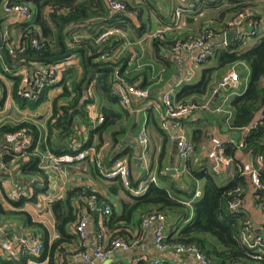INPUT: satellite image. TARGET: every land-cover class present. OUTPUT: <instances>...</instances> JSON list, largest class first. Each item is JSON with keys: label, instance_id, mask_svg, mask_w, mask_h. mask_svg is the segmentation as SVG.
<instances>
[{"label": "trees", "instance_id": "trees-1", "mask_svg": "<svg viewBox=\"0 0 264 264\" xmlns=\"http://www.w3.org/2000/svg\"><path fill=\"white\" fill-rule=\"evenodd\" d=\"M119 1L125 5L128 13L130 12V14L132 13L136 17H140L142 10L133 7L128 0ZM258 1L264 3V0H226L215 2L214 6L219 8L216 20H223L228 15L233 16L235 13L244 10V8L256 5ZM17 2L28 3L34 8L33 16L29 21L21 24L18 23L19 27L24 31V35L31 38L40 34L39 38L41 39L42 36L45 44L39 50L30 46L22 55L15 57L8 55L7 60L2 55L0 57V72L12 79L14 83L13 94L23 108L29 107L32 110H36L47 99L49 91L57 88L60 89L52 99L53 112L47 122L46 136L40 144L39 153L42 154L49 149L53 153L60 155L72 153L76 149L84 151L90 147H94L95 155L87 156L83 162L90 161L94 167L91 169V172L96 175L97 172H100L98 161H102L104 165L106 159L102 157L99 147L91 138L97 135L101 139L100 141L103 142L102 136L110 133L114 141L112 150L118 149L119 135L122 133L123 128L114 129L113 124L115 120L113 117L116 116V112L112 106H120L122 109L123 107L119 103V99L111 93V87L114 81L115 70L120 69V74L125 78L124 71L128 63V59L123 58L121 54L110 59L101 58L110 46H117L121 43V40L118 39L120 38L119 36L111 37L105 43L98 42L97 38L102 32L112 26L121 28L126 34L129 33V28L125 24L130 22L131 18L111 11L105 0H19ZM48 8H54V11H48ZM56 9L61 10L58 12ZM1 12L2 3L0 1V29L3 34V24L6 19L1 15ZM256 16H254L253 20L257 19ZM99 18H106L109 23L108 26L102 27L101 24H93L91 22ZM123 20L125 22L119 23ZM81 23L91 26L89 31L93 36L88 39H82L79 42L74 39L75 30L72 27ZM39 28L40 33L38 34L36 30ZM165 37L162 39L154 38L155 46L165 44L163 43ZM176 42L178 40L169 44L172 46ZM240 46V43H232L225 49L218 50L216 67L208 71L206 70L205 76L199 82L185 86L176 94L175 98L178 102L194 101L198 103L197 97H203L210 92H214V88L212 90L211 87L213 71L215 72L235 63L242 62L247 64L251 69L248 86L243 93L231 100L230 105L234 115L230 124H227L226 119L223 120V124L224 126L227 124V131L230 132L233 130L243 131L245 128L256 123V127L243 138L244 147L242 150L250 152L254 157L258 154L264 156V37L249 50L241 51ZM66 53L76 55L79 58L80 66L71 65L67 67L61 80L57 84L49 86L39 100L22 99L18 96V89L22 78L21 75L16 74L18 68L22 66L33 68L35 60H38L41 64L58 61ZM22 56L26 58L18 61ZM2 61H5L3 65ZM5 65L8 66L10 71L5 70ZM91 84L94 86L96 96H99L102 100L101 111L104 115V121L95 128H92L88 107L96 101L86 96V90ZM131 84H134L133 80ZM134 85L146 88L144 83ZM189 98H193V100H187ZM260 116L263 117L259 119ZM79 123L88 128L89 138L87 140L83 138L84 132L79 133V129L81 128L78 126ZM22 129H27L34 135L35 144L38 140H41V130L34 123L22 122L16 126H1L0 161L7 167L17 166V170L21 175L26 176L25 180H27L25 182L19 181V183H29L27 190H30L31 187H36L37 185L34 181L35 178L41 176L48 180L47 174L48 172L51 173V171L44 170L41 167V155L35 151V147L27 149L22 157L17 158L5 146V135ZM159 130L164 136V140L159 157L160 167L158 177L160 181L166 182L169 181L170 177L166 171L165 160L167 158L166 148L170 136L163 129ZM193 137V142L196 146L201 140L202 130L195 129ZM242 150L237 145H227V154L235 159H237L238 151ZM134 151L130 147L122 151L120 149L117 150V154L110 164L122 157L131 158L134 155ZM236 162L237 165L234 168L233 175L225 186H219L209 170H194L188 164L193 181H204L201 195L195 200L191 199L196 194V191L193 194L186 192L185 198L180 197L184 192L182 193L181 190L176 188L178 179H176L177 181L174 179L175 182L170 183L168 187H162L156 182H150L147 191L140 196H136L123 185L120 178H116L118 181L116 187H112L111 189L126 190L130 194V200L123 203V209L120 214H117L114 210L111 217L107 220L106 229L110 239L116 236L127 238L128 236L125 234V231L120 228L124 227L123 223L134 222V218L138 214L140 215L141 224L142 219L148 214L154 211L165 212L171 213L176 217L180 216L188 222L176 237L170 235L168 241L195 245L206 257L214 261L215 264H264V244L261 247V257L256 259L255 256L258 254L257 249L249 248L242 240L243 228L248 221L246 214L242 212L239 215H235L229 209L230 203L235 198H239L243 202L245 192L252 182L250 177L245 174L246 170L243 164L238 160ZM261 177L264 181V172ZM176 178L179 177L176 176ZM47 180H45L46 184H48ZM2 187L0 182V189ZM137 187L138 183L131 181V188ZM85 193L101 198L100 193L88 187L70 185L66 190L64 199L50 204L55 217L58 237L50 241L48 234L42 236L44 252L40 257L26 251V253H20L22 256L19 259L15 257L3 259L4 264H26L29 260L36 262L47 261V264H59L58 257L63 250L68 249L67 244L73 243L78 238L75 230L73 231V226L78 219L74 201L78 195ZM257 196L259 197V202L264 203V192L260 195L257 194ZM36 199L33 197L32 201ZM26 200L27 197L22 198L20 201L8 199L10 205L15 208L13 211L7 208L4 201L0 200V220L13 216L23 226L36 230L35 233L38 234L40 228H42L41 224L33 220L29 211L22 209ZM96 216L98 217L97 214ZM72 262L76 261L68 257L64 264H72ZM130 264H151V260L149 258H141Z\"/></svg>", "mask_w": 264, "mask_h": 264}, {"label": "crops", "instance_id": "crops-1", "mask_svg": "<svg viewBox=\"0 0 264 264\" xmlns=\"http://www.w3.org/2000/svg\"><path fill=\"white\" fill-rule=\"evenodd\" d=\"M0 1L3 3L4 0ZM10 1L16 2L19 0ZM220 1L226 0H187L185 3H182L181 0H128L133 7L142 10V13L140 17H136V15H128V18H131L130 22L126 23L129 28V33L126 34V38L122 39L121 43L117 46L119 49H122L121 55L123 58L128 59L127 67L124 71L127 83H132V80L134 84L140 85L144 83L146 88L150 90L151 96L149 100H134L132 102V109L123 108V110L120 106H112L116 112V116L113 117L115 120L113 127L114 129L123 128L122 133L119 135L117 150L120 149L122 151L129 147L135 150L134 155L130 158L132 168L131 181L138 183V187L133 189H138L139 187L142 189L143 193L140 195L144 194L147 191L149 183L153 182L150 177H156V183L162 187H168L170 183H174L175 180L178 179L176 188L181 190L182 193L184 192L180 197L185 198L184 195L186 192L193 194V192L196 191V194L191 200L197 199L201 195L204 181H193L190 176L188 164L191 165L194 170H209L214 162L213 151L214 146L218 141L235 139L240 142L244 138L245 130L227 131V124L225 123V126L223 124V120L227 119V116L224 115V113L216 112L215 109L221 104L222 99L229 97L233 99L235 96L240 95L246 90L251 75V69L245 63H235L215 72L213 71L211 87L212 90L214 88V92H210L203 97H197L198 104L201 105V108L188 117L184 122H181L185 128L188 139L192 141L193 144V132L195 129L202 130V137L200 142L195 146V152L191 155L188 161H186L184 172H182L181 175H178L179 178H176V176L169 173L170 160L174 153L173 142L171 139L173 136H176L179 130V122L174 121L167 129H163L160 122L159 111L152 107L153 102H155L166 90H172L176 96V94L185 86L192 84L191 82L193 80H198L197 82H199L205 76L206 70L208 71L216 67L217 51L225 49L229 45L226 41V36H223V34L222 36L215 37L206 43V48L212 49L215 54L209 57L196 69L195 75L190 82L186 81V78L188 77L187 66L190 61V54L186 52L173 54L170 48L171 44L169 43L181 39L197 38L207 26H211L213 29L220 31L223 23L230 17V15H228L223 20H216V14L218 13L219 8L215 7L214 3ZM179 6H183L182 26L178 29L171 30L169 29V26L173 24L175 10ZM252 7L255 9L257 19L245 24L244 29L250 32L252 36L250 41L240 48L241 51L253 48L264 37V12L262 11L264 3L258 1L256 5ZM1 15L6 19L3 24L4 33L7 31L9 41L18 42L20 36L24 33L18 23L21 24L23 22L15 23V21L6 16L3 11L1 12ZM124 16L127 17L126 15ZM91 22L93 24H101L102 27H106L109 24L106 18L94 19ZM123 22L124 21H121L119 23ZM72 29L76 30L74 37L88 39L93 36L89 31L91 26L88 24H77L73 26ZM159 29L165 30L166 32V37L163 40V43L165 44L155 46V39L152 34ZM235 37L236 35L230 44L237 43ZM224 41L226 44H224ZM197 52L198 51H196V53ZM4 63L5 61H2V65ZM42 64L39 63L38 60H35L33 69L44 67ZM6 67L8 66L5 65V68ZM26 68L29 67L22 66L18 68L17 71H23ZM29 69H31V67ZM233 70L239 72L242 77L240 86L238 88L220 89V97L217 101H214L215 95L217 94L215 91L219 88V83L224 76L228 75ZM7 78L12 81L10 77L0 72V82H2L3 79L7 80ZM13 91L14 88L10 95L8 94L7 89H5L3 95L0 93V127L3 125L16 126L22 122L34 123L41 130V141L43 142L47 132V122L53 112L52 99L60 89L57 88L49 91L47 99L41 103L36 110H32L29 107L23 108L17 102ZM94 100L96 101L94 103L95 106L102 114V100L99 96H95ZM187 100H193V98ZM230 106L231 105L228 104V108L232 109ZM230 112H233V110ZM91 124L92 128L99 125H95L92 118ZM78 126L81 127L79 133L84 132L85 134L83 138L87 140L89 138L88 128L82 123H79ZM159 129H163V131L170 136L166 148L167 158L165 159L166 171L170 177L169 181L166 182L160 181L158 177V170L160 167L159 157L164 140V136ZM143 130L146 131L148 138L146 152H143L144 150L139 142V137ZM130 132H132V134H130ZM102 139L103 142L100 141L101 139L97 135L91 138V140L99 147L102 157H105L106 159V163L104 164L105 171H110L115 164V162H112L111 164L110 162L116 156L117 150H112L114 141L110 133L103 135ZM237 155V159H234L241 162L247 171L248 165L255 159V157L250 152L243 150L238 151ZM136 157H139L137 163L134 162ZM16 167L17 166L7 167L6 165L5 169H1L0 167V182L3 186L2 189H0V200L4 201L7 208L12 211L15 208H13L8 202L9 192L14 187L15 183H18L19 181H27L25 180L26 176L21 175ZM93 168V164L90 161H85L64 167V175L48 172V180L41 176L35 178L34 181L37 185L36 187H31L30 190L25 191L24 197H27V200L22 209L29 211L33 220L36 223L41 224L42 228H40V231L36 234V230L23 226V224L13 216L4 220L1 219L0 264H4L3 259L10 258L2 256L1 253V245L6 240L13 241V247L17 251L15 258L19 259L22 256L21 254H23L21 252L26 253L25 251L19 250V238L37 236L42 239L43 235L48 234L50 241H53L58 237L55 226V217L51 207L44 205L42 208H39L36 202L43 195L55 193V191H58L59 187H62V185L66 187V190L70 185L88 187L105 196L111 202L113 211L115 210L117 214L121 213L123 203L130 200V194H128L126 190H112L111 188L116 187L118 181L116 179L109 180L100 172H97V174L94 175L91 172V169ZM246 175L250 177L248 174ZM45 180L48 181V184H46ZM215 180L219 186H225L229 183L227 180ZM39 185H42V187H39ZM33 197L37 199L32 201ZM258 198L253 182H251L244 195L243 212L246 214L247 220L251 223L255 233L264 236V211L261 208V203ZM166 214L168 215L169 221L168 234L169 236L173 235V237H176L179 231L188 222L186 219L183 220L180 216L176 217L171 213ZM97 223L98 217L96 214H90L87 227L89 239L86 242V246L83 245V241L81 238L79 239L78 236L73 243L67 244L68 249L73 250L72 252H79L86 249V252L92 253L96 245L95 227ZM122 225L124 227L120 229L125 231L129 240H135L140 237L139 244L128 251L121 249L116 250L108 259L101 261L99 264H130L141 258H149L150 260L160 259L163 263L169 264H201L192 256H176L173 253L158 251L154 245L153 239L155 226L143 229L140 224L139 214L134 218V222L123 223ZM74 261L76 262H72V264H83L81 259ZM26 264H47V261L36 262L29 260Z\"/></svg>", "mask_w": 264, "mask_h": 264}, {"label": "built area", "instance_id": "built-area-1", "mask_svg": "<svg viewBox=\"0 0 264 264\" xmlns=\"http://www.w3.org/2000/svg\"><path fill=\"white\" fill-rule=\"evenodd\" d=\"M111 11L116 13L127 12L126 7L119 0H105ZM187 0H181L185 3ZM48 11H54V8H48ZM60 12L61 9H56ZM2 11L6 16L12 18L15 23L29 21L33 16V7L28 3L12 2L10 0H4L2 3ZM130 14V12H129ZM182 14L183 6L177 7L175 10V19L169 29L174 30L182 26ZM134 16L132 13L130 14ZM256 16L255 9L253 7L244 8V10L235 13L230 16L227 21L222 25L220 31L213 29L211 26H207L201 32L197 38L182 39L170 46L173 54L189 53L190 61L187 66L188 77L187 82H190L196 72V69L209 57L215 53L212 49L206 48V43L215 38L226 36L229 31H235V40L240 43V48L245 46L251 39V33L246 31L245 24L252 21ZM36 33H40V28L36 30ZM76 33V32H75ZM74 33V35H75ZM166 35L165 30L159 29L153 32L154 38H164ZM119 36V40L126 38V32L121 28L109 27L106 31L102 32L97 38L100 43L108 42L111 37ZM33 36L28 38L24 33L20 36L18 42L9 41L7 37V31L3 34V44L6 48L7 54L13 57L22 55L31 46L34 49L39 50L45 43L43 38ZM76 41H81L82 37H74ZM224 44L225 41H224ZM196 51H198L196 53ZM122 53V49L118 46L112 45L101 56V58L110 59L111 57H117ZM196 53V54H195ZM0 57L2 54L0 53ZM79 65V58L74 54L66 53L61 60L53 61L50 63L42 64V68L29 69L26 68L23 71H17L16 74L21 75V83L18 89V96L22 99L39 100L45 93V90L52 85L57 84L67 67ZM6 71H10L8 67ZM241 75L236 70L231 71L228 75L224 76L219 83V88L215 91L219 93L220 89H224L226 85H230L231 88H238L241 82ZM111 93L119 99V103L123 108L132 109V102L134 100H149L151 92L148 88H141L137 85L127 83L125 78L120 74V69H116L114 72V81L111 87ZM86 96L89 99H95V90L93 84L86 90ZM228 98L217 106L216 112H225V103ZM152 107L159 111L160 122L163 129H167L169 125L176 121L179 122V130L176 136H173L171 141L173 142L177 138V160L174 164V169L178 175H181L185 170V163L195 152V145L190 141L185 132L184 126L181 122H184L188 117L197 112L201 105L194 101L178 102L175 98V94L172 90H166L163 92ZM89 115L92 118L95 125L104 121V115L101 114L95 104H91L89 107ZM263 116H260L262 118ZM233 118V112L229 111L226 122L230 124ZM256 127V123L252 126L245 128V136H247L253 128ZM139 142L142 146L143 152H146L148 138L146 131L143 130L139 137ZM41 140L35 144V138L32 133L27 129H22L17 132L7 133L4 138L5 146L10 152L15 154L17 158L23 156L27 149L35 147V151L39 153ZM237 145L240 149L244 147L243 140L236 141L235 139H229L227 141H218L214 146V162L209 169V172L215 179L226 181L233 175L234 168L237 165L236 160L227 154V145ZM40 154V153H39ZM41 155V167L44 170L51 171L55 174L64 175L65 166L73 165L77 162H83L87 156L95 155L94 147H90L84 151L75 150L72 153L55 154L51 150L47 149ZM100 157V155L98 154ZM98 167L100 172L109 180L120 178L123 185L131 191L133 195H140L142 189L131 188V159L129 157H122L118 159L113 168L110 171H105V167L102 161H98ZM1 169H5V165L0 161ZM264 156L262 154L256 155L255 159L248 165V170L245 174H248L253 182L255 191L258 195L264 192V181L262 180V173L264 172ZM153 182H156V177H150ZM29 183H15L14 187L9 192V199L13 201H20L28 189ZM200 193V192H199ZM66 195V187L62 185L55 193L43 195L38 199L37 206L42 208L44 205L50 206L54 201L64 199ZM101 195V194H100ZM75 207L78 213L77 222L74 225L75 233L83 241V245L86 246V242L89 239V233L87 230L89 215L97 214L98 223L95 227L96 245L92 253L86 252V249L79 252H72L73 250L65 249L58 257V263L64 264L66 259L73 258V260L81 259L83 264H99L101 261L108 259L116 250L128 251L140 242V237L135 240H129L124 236H116L110 239L106 229V222L113 214V206L111 202L103 195L101 198L96 195L80 194L75 199ZM261 208L264 211V203H261ZM230 212L235 215L241 214L243 210V202L239 198H235L229 206ZM142 228L148 229L151 226H155L154 232V245L160 252L173 253L176 256H192L201 264H215L214 261L206 257L202 251L195 245L185 244L182 242L168 241V215L165 212L154 211L142 219ZM242 240L251 249H257L256 259H259L262 253V246L264 244V236L255 233L254 228L250 222H246L242 232ZM19 250L27 251L30 254L40 257L44 252V242L40 237H21L19 238ZM2 256L15 257L17 255L16 249L13 247L12 240H6L1 245ZM75 258V259H74ZM151 264H163L160 259H152Z\"/></svg>", "mask_w": 264, "mask_h": 264}, {"label": "water", "instance_id": "water-1", "mask_svg": "<svg viewBox=\"0 0 264 264\" xmlns=\"http://www.w3.org/2000/svg\"><path fill=\"white\" fill-rule=\"evenodd\" d=\"M119 13L121 15H126L127 17L129 15V13H127V12L120 11ZM235 35H236L235 31H229L226 34V41L228 42V44H230L232 42V40H233ZM0 53L2 55H4L6 60L8 59V54H7L6 48L4 47V44H3V34H2V30L1 29H0ZM24 58H26V57L22 56V57L19 58V60H23ZM225 88L226 89H230L231 87H230V85H226ZM219 97H220V93H217L215 95L214 101H217ZM130 134H132V132H130ZM177 142H178V140H177V138H175L174 141H173V151H174V153L171 156V160H170L171 162H170V168H169V173L171 175H173V176H178L176 170L174 169V164H175L176 159H177V150H178ZM138 161H139V157H136L134 159V162L137 163Z\"/></svg>", "mask_w": 264, "mask_h": 264}, {"label": "rangeland", "instance_id": "rangeland-1", "mask_svg": "<svg viewBox=\"0 0 264 264\" xmlns=\"http://www.w3.org/2000/svg\"><path fill=\"white\" fill-rule=\"evenodd\" d=\"M263 12H264V8H263V10H262ZM250 41V40H249ZM248 41V42H249ZM31 69H33V68H31ZM197 81L198 80H193L191 83L192 84H194V83H197ZM185 86V85H184ZM13 87H14V83H13V81H11L9 78H7V80L6 79H3L2 80V82L0 83V93L3 95L4 94V91H5V89H7L8 90V94L10 95L11 94V92H12V90H13ZM232 98H228L227 99V101H226V103H225V112H223L224 113V115H226V116H228L229 115V111H231V110H233V109H229L228 108V104H231V100ZM224 101V99H222V101H221V103ZM231 107V106H230ZM232 108V107H231ZM227 181H229V180H227ZM39 187H42V185H39ZM129 252H131V251H129ZM128 253V252H127Z\"/></svg>", "mask_w": 264, "mask_h": 264}, {"label": "clouds", "instance_id": "clouds-1", "mask_svg": "<svg viewBox=\"0 0 264 264\" xmlns=\"http://www.w3.org/2000/svg\"><path fill=\"white\" fill-rule=\"evenodd\" d=\"M17 2V1H16ZM33 10H34V8H33ZM128 13V12H127ZM124 21V20H123ZM125 22V21H124ZM126 26H127V24H125ZM75 32H76V30H75ZM138 196V195H137Z\"/></svg>", "mask_w": 264, "mask_h": 264}]
</instances>
